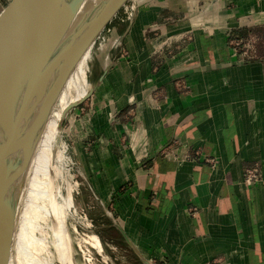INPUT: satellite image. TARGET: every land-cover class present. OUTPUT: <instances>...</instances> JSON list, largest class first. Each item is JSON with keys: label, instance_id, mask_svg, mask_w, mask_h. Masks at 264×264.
Masks as SVG:
<instances>
[{"label": "crops", "instance_id": "obj_1", "mask_svg": "<svg viewBox=\"0 0 264 264\" xmlns=\"http://www.w3.org/2000/svg\"><path fill=\"white\" fill-rule=\"evenodd\" d=\"M136 4L73 130L105 240L139 264H264V0Z\"/></svg>", "mask_w": 264, "mask_h": 264}, {"label": "water", "instance_id": "obj_2", "mask_svg": "<svg viewBox=\"0 0 264 264\" xmlns=\"http://www.w3.org/2000/svg\"><path fill=\"white\" fill-rule=\"evenodd\" d=\"M127 1L25 0L0 22V264L8 262L22 172L44 115L80 54ZM93 90L65 106L58 127Z\"/></svg>", "mask_w": 264, "mask_h": 264}, {"label": "bare ground", "instance_id": "obj_3", "mask_svg": "<svg viewBox=\"0 0 264 264\" xmlns=\"http://www.w3.org/2000/svg\"><path fill=\"white\" fill-rule=\"evenodd\" d=\"M15 1L13 0L8 9L14 5ZM24 1L22 0V3ZM10 15L11 13L6 10L1 15L0 22L10 17ZM92 45L88 46L80 54L70 75L59 90L58 94L61 91L63 92V90L65 93L60 105L57 104L55 97L46 111L30 154L31 157L34 153V160L30 162L29 157L22 172L18 203L10 235V243L18 256V260H20V264H81L72 259L75 249L70 240L65 238L63 225L66 214L69 212L72 214L76 213L73 199V191L76 184L65 181L66 184L62 187V182L60 183L62 178L60 176L61 159L58 157L54 158L52 142L58 130V121L65 106L82 97L85 93L86 71L92 57ZM67 93L68 95H66ZM36 178L38 179V186L35 185ZM62 181L64 182V179ZM36 189L39 200L37 217L40 219L42 227H44V223L48 224V230L43 229L39 235L34 231L35 212L31 213L30 216L27 213L29 217L25 216L28 203L34 197L33 194H35ZM30 210L32 212L33 209ZM86 225H89L88 221ZM78 243H88L97 253L104 258L107 257L103 253V247L97 235L89 236L81 241L78 240Z\"/></svg>", "mask_w": 264, "mask_h": 264}, {"label": "rangeland", "instance_id": "obj_4", "mask_svg": "<svg viewBox=\"0 0 264 264\" xmlns=\"http://www.w3.org/2000/svg\"><path fill=\"white\" fill-rule=\"evenodd\" d=\"M8 1L9 0H0V9H2ZM133 1L136 6V12L138 6L136 4V0ZM21 3L22 0H16L14 5L7 10L12 13L15 8H17ZM101 41L102 39H96L92 45V57L88 64V70L86 71V84L84 89L85 93L83 95H85L89 91V89L93 88V85L100 75L105 63V54L107 48H109L110 42L103 43V41ZM64 95L65 93L63 90V92L61 91L56 96L55 99L57 104L60 105ZM66 95H68V93ZM89 99H86L78 106L68 111V113L64 116L61 125L58 127V130L52 142V151L54 158L58 157L61 159L60 176H62V178L60 180V183L62 182V187L65 186L66 182L76 184L73 191L76 213L72 214L71 212H69L68 214H66L63 224L64 235L65 238L69 239L74 246L75 252L72 255V259L81 264H139L140 262H138L134 253L130 249L123 246L114 248L111 246V243L108 240H105L107 235L104 225L106 224V220H110V216L106 215L103 205L95 200L88 184V175L83 169L79 151L75 146V141H77L78 134H74L73 130L78 119H81L82 116L84 114H87L88 110L91 109L92 103L89 101ZM33 156L34 153L30 157V162H33ZM62 179H64V182L62 181ZM37 182L38 179L36 178L35 185L38 186ZM36 191L37 189L35 190V194H33L35 199L34 197H32L33 199L31 198V202L28 203V210L26 209L25 216H27L28 214L30 216L31 213L35 212L34 216L36 220L33 218L35 223L34 231L39 235L41 234V231L43 229L48 230V224L44 223V227H42L40 219L37 217L39 200L37 195L38 193ZM30 209H33L32 212ZM87 221L89 222V225H86ZM67 233H69V235H67ZM92 235L98 236L103 247V253L107 256L106 258L97 253V251L88 243H78V240L81 241L82 239L88 238ZM17 257V254L14 252V249L9 242L7 264H16V262L17 264H20V260H18Z\"/></svg>", "mask_w": 264, "mask_h": 264}, {"label": "built area", "instance_id": "obj_5", "mask_svg": "<svg viewBox=\"0 0 264 264\" xmlns=\"http://www.w3.org/2000/svg\"><path fill=\"white\" fill-rule=\"evenodd\" d=\"M120 9L121 10L118 11L110 19V21L107 23V25L103 28V30L97 36V38H96L97 40L102 39V41H104L105 37L111 33L114 23H118V22L129 23L134 19L135 13H136L135 12L136 6H135L133 0H128ZM231 43H232V46L234 49H238L240 46L245 47V45H246V43H244L243 41H240L238 39L231 40ZM258 173H259V170L257 167L247 169L246 170L247 181L250 182L253 179H255L256 176L258 175Z\"/></svg>", "mask_w": 264, "mask_h": 264}]
</instances>
